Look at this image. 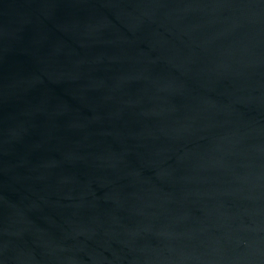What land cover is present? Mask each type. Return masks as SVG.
Wrapping results in <instances>:
<instances>
[{
	"label": "water",
	"instance_id": "95a60500",
	"mask_svg": "<svg viewBox=\"0 0 264 264\" xmlns=\"http://www.w3.org/2000/svg\"><path fill=\"white\" fill-rule=\"evenodd\" d=\"M0 264H264V0H0Z\"/></svg>",
	"mask_w": 264,
	"mask_h": 264
}]
</instances>
